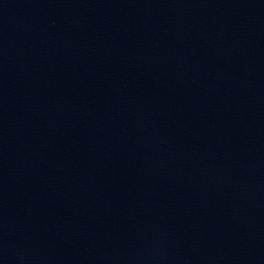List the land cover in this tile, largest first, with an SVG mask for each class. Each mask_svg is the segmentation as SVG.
<instances>
[{"label": "water", "instance_id": "95a60500", "mask_svg": "<svg viewBox=\"0 0 264 264\" xmlns=\"http://www.w3.org/2000/svg\"><path fill=\"white\" fill-rule=\"evenodd\" d=\"M0 264H264V0H0Z\"/></svg>", "mask_w": 264, "mask_h": 264}]
</instances>
